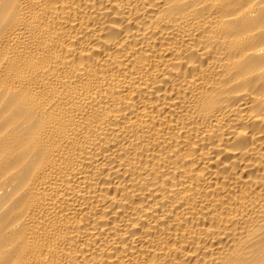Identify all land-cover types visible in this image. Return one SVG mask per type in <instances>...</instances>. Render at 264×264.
I'll return each mask as SVG.
<instances>
[{
    "label": "bare ground",
    "instance_id": "6f19581e",
    "mask_svg": "<svg viewBox=\"0 0 264 264\" xmlns=\"http://www.w3.org/2000/svg\"><path fill=\"white\" fill-rule=\"evenodd\" d=\"M0 264H264V0H0Z\"/></svg>",
    "mask_w": 264,
    "mask_h": 264
}]
</instances>
